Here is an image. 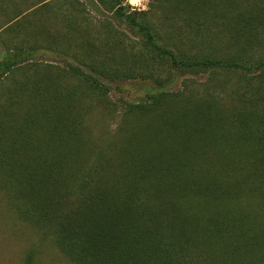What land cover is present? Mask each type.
Masks as SVG:
<instances>
[{
	"label": "trees",
	"instance_id": "1",
	"mask_svg": "<svg viewBox=\"0 0 264 264\" xmlns=\"http://www.w3.org/2000/svg\"><path fill=\"white\" fill-rule=\"evenodd\" d=\"M68 1L70 12H50L52 18L59 16L60 32L44 22L48 3L40 5L47 12L28 28L26 10L12 12L0 29L13 21L20 35L13 37L11 26L0 31V82L36 52L55 51L69 57L68 71L82 80L86 92L105 94L97 78L81 70L103 73L104 66L92 58L103 53L77 20L81 4ZM163 1L190 43L208 34V39L216 37L223 25L211 31L215 19L234 25L241 19L242 25L229 33L234 39L252 29L247 27L251 15L236 11L237 0ZM95 2L113 21L141 35L146 67L152 61L181 75L206 73L209 78L257 71L251 78L256 83L250 96L237 93L238 102L225 106L214 91L195 101L184 88L178 109L168 116L159 112L161 93L147 105H128L127 133L102 149L82 133L68 109L60 108V103L71 107L72 91L60 92L55 81L33 69L28 88L16 85L0 104L1 117H10V105L25 109L11 137L0 135V189L13 210L51 238L71 264H264V57L246 65L237 58L185 53L178 42L164 44L162 39L175 33L169 29L162 37L144 21L143 12L135 17L119 0ZM0 4L6 6L7 0ZM220 6L227 11H217ZM206 39L200 41L210 43ZM136 62L142 60L137 56ZM25 257L29 264L31 255Z\"/></svg>",
	"mask_w": 264,
	"mask_h": 264
},
{
	"label": "rangeland",
	"instance_id": "2",
	"mask_svg": "<svg viewBox=\"0 0 264 264\" xmlns=\"http://www.w3.org/2000/svg\"><path fill=\"white\" fill-rule=\"evenodd\" d=\"M76 1L81 4L80 6L76 5L78 22L85 27L86 33L89 35L87 39L94 46L99 47L103 53L93 56V61L97 66H104V72L100 75L98 72H90L85 67H81V70L96 77L105 94L99 96L86 92V85L82 84V80L68 71L65 63V61H69L68 56L59 55L55 51H38L26 63L2 78L0 104L4 103L6 95L10 91H14L16 85L24 84L22 87L27 89L28 86L25 84L28 83V79L33 77L32 70L35 69L37 74L43 76V79L55 81L60 92L72 91L73 95L69 101L71 107L66 108L65 104L60 103V106L64 105L60 108L68 109L79 121L78 128H82V133L96 147L103 149L110 141L119 142L120 138L127 133L130 122L126 124L128 118H124V114L128 105H147L152 100L151 96L158 93L163 95L158 106L159 112L163 116L176 112L184 88L195 94V101L203 100V95L214 91L218 101L224 106L229 101L231 103L238 102L235 96L237 93H245V97L251 95L250 90L256 83V80L251 78H254L257 71L245 76L235 73L226 78L222 75L209 78L206 73L181 75L169 70L163 63H160L159 67L155 63L152 65V61L146 67L149 58L140 49L141 35L139 33L130 31L124 24L113 21L110 13L102 6L100 7L95 0ZM119 1L120 6L135 17H139L140 12H143L144 21L148 22L162 37L166 38L170 29L175 34L171 35V38L162 39L163 43L167 45L169 40L178 42L181 50L185 53L199 51L221 58H237L246 65L264 57V31H260L264 25V0H237L241 5L235 3L237 9L235 5L232 6V9H236L240 15L244 12L251 15L252 20L248 22L247 27L252 29L247 32L243 31V36L236 39L229 36V33H233L232 29L235 26L242 25L241 19H238L237 23L235 22L236 25L228 19H215L214 23L210 24V30L214 32L216 26L223 25L220 27V33L210 39H208L209 34L204 35L203 38H195L197 41L191 43L186 30L182 27V22L174 17L176 16L175 12L169 13L164 9L167 5L163 0H159V2H150L149 0ZM234 2L236 1L234 0ZM43 3L49 4V12L43 16L44 22L54 27L53 30L56 32H60L59 16L52 18L50 12H70L68 0H7L6 6L0 4V27L11 18L12 12H24L25 10L29 16V23L25 24L26 28L36 24L42 18L39 13L47 12L46 8L40 6ZM219 8L217 11L223 9L227 11L224 6ZM113 11L114 9L112 14ZM20 18L21 16L17 20L21 21ZM12 22L7 23L4 27L11 26L9 33L13 37H18L20 33L14 32ZM106 23H111L112 26L105 28ZM208 23L205 22V24ZM227 24L229 26H226ZM251 35L254 37H251L252 39L248 41L250 43H247L246 39ZM82 36L83 34L80 36L81 38L76 37L74 42L79 43ZM205 37H207L205 41H210V43L200 41ZM1 42L0 57L3 52ZM104 42L107 43V47L103 48ZM80 54L82 53L80 52ZM137 56L142 60V63L136 62ZM75 64L73 66H78ZM7 108L6 112L11 115H9L10 117L0 116V135L9 136L20 125L23 119L21 114L25 109L22 105L19 107L10 105ZM65 109H59V111ZM8 200L7 195L0 189V264H26L25 256L27 254L31 255L29 264H71L56 249L51 238L43 237L37 229L23 222L17 216Z\"/></svg>",
	"mask_w": 264,
	"mask_h": 264
},
{
	"label": "bare ground",
	"instance_id": "3",
	"mask_svg": "<svg viewBox=\"0 0 264 264\" xmlns=\"http://www.w3.org/2000/svg\"><path fill=\"white\" fill-rule=\"evenodd\" d=\"M131 2H134V0H131Z\"/></svg>",
	"mask_w": 264,
	"mask_h": 264
}]
</instances>
